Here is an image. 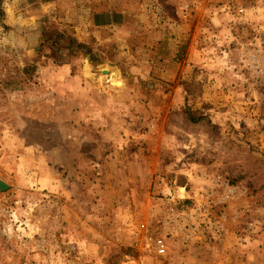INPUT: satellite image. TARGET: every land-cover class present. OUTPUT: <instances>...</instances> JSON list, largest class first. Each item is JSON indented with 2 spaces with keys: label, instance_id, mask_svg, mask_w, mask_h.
I'll use <instances>...</instances> for the list:
<instances>
[{
  "label": "rangeland",
  "instance_id": "1",
  "mask_svg": "<svg viewBox=\"0 0 264 264\" xmlns=\"http://www.w3.org/2000/svg\"><path fill=\"white\" fill-rule=\"evenodd\" d=\"M160 2L0 0V264H264V0Z\"/></svg>",
  "mask_w": 264,
  "mask_h": 264
},
{
  "label": "crops",
  "instance_id": "2",
  "mask_svg": "<svg viewBox=\"0 0 264 264\" xmlns=\"http://www.w3.org/2000/svg\"><path fill=\"white\" fill-rule=\"evenodd\" d=\"M152 1L159 10L162 8L160 0H35L40 7L54 12L63 25L69 24L76 29V33L83 37L80 39L82 42L91 33L98 39L108 35L124 37L123 40L134 31L144 34L147 22L142 13L144 6L149 7ZM133 19L135 21L131 24ZM69 25H65L66 28Z\"/></svg>",
  "mask_w": 264,
  "mask_h": 264
},
{
  "label": "trees",
  "instance_id": "3",
  "mask_svg": "<svg viewBox=\"0 0 264 264\" xmlns=\"http://www.w3.org/2000/svg\"><path fill=\"white\" fill-rule=\"evenodd\" d=\"M63 37H64V35H63ZM67 42H68V47H71L72 48L73 44H75L76 45V50H78V49H84L83 45H81L80 43H77L76 41H74L70 37H68ZM32 71H33V69H32ZM29 74H31V72H29Z\"/></svg>",
  "mask_w": 264,
  "mask_h": 264
},
{
  "label": "built area",
  "instance_id": "4",
  "mask_svg": "<svg viewBox=\"0 0 264 264\" xmlns=\"http://www.w3.org/2000/svg\"><path fill=\"white\" fill-rule=\"evenodd\" d=\"M157 252L158 254H164L165 253V247L162 241H157L156 243Z\"/></svg>",
  "mask_w": 264,
  "mask_h": 264
},
{
  "label": "water",
  "instance_id": "5",
  "mask_svg": "<svg viewBox=\"0 0 264 264\" xmlns=\"http://www.w3.org/2000/svg\"><path fill=\"white\" fill-rule=\"evenodd\" d=\"M104 74H108L107 71H104ZM7 188L8 186L0 180V191L4 192L7 190Z\"/></svg>",
  "mask_w": 264,
  "mask_h": 264
}]
</instances>
